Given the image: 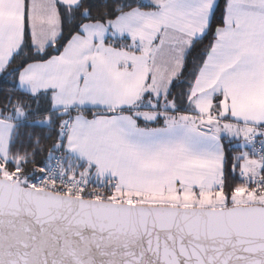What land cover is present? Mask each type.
Returning <instances> with one entry per match:
<instances>
[{
    "label": "snow or ice",
    "instance_id": "6c2138e0",
    "mask_svg": "<svg viewBox=\"0 0 264 264\" xmlns=\"http://www.w3.org/2000/svg\"><path fill=\"white\" fill-rule=\"evenodd\" d=\"M0 82V264H264V0H0Z\"/></svg>",
    "mask_w": 264,
    "mask_h": 264
},
{
    "label": "trees",
    "instance_id": "16d2710c",
    "mask_svg": "<svg viewBox=\"0 0 264 264\" xmlns=\"http://www.w3.org/2000/svg\"><path fill=\"white\" fill-rule=\"evenodd\" d=\"M223 3V0H221V4ZM219 15V13H217ZM210 39V38H209ZM208 44V40H205L202 45H199L195 50L192 51L191 55L189 56V67H191V64L197 61V58L199 57L201 51L203 48ZM10 79V78H9ZM0 89H3V93L0 94V100L3 99V95L9 94L8 92V85L6 83L0 82ZM227 145V141L225 142ZM229 150H231V146H228Z\"/></svg>",
    "mask_w": 264,
    "mask_h": 264
}]
</instances>
